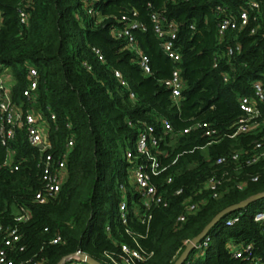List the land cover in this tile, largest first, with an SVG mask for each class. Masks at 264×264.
Here are the masks:
<instances>
[{
    "label": "trees",
    "instance_id": "16d2710c",
    "mask_svg": "<svg viewBox=\"0 0 264 264\" xmlns=\"http://www.w3.org/2000/svg\"><path fill=\"white\" fill-rule=\"evenodd\" d=\"M249 1L97 0L92 6L104 18L98 21V15H90L81 0H0V63L11 72L14 100L26 102L29 69L35 67L37 106L48 115H57L49 131L53 151H63L69 136L75 140L67 161V181L59 196L46 203L35 200L42 188L38 147L19 129L10 148L16 161L22 162L12 171L3 165L8 147L0 140V223L18 226L19 246L9 249L15 264H60L78 249L111 264L109 255L119 258L123 243L145 250L147 258L137 264H173L186 241L201 233L221 210L264 192V159L247 163L258 153L255 146L262 139L263 127L236 137L226 135L204 148L200 146L209 138L200 129L182 133L194 122L206 120L222 134H231L243 116L239 97L252 95L254 82L264 84L261 17L255 20L250 11L246 26L224 36L218 30L223 16L239 15ZM257 1L264 7V0ZM218 6L224 8L222 13L217 12ZM21 8L29 13L25 23L20 19ZM134 12L135 19L146 27L133 29V33L150 57V75L143 72L128 40L112 33L124 25V14ZM155 14L165 28L171 22L178 26L176 46L182 54L179 66L185 80L179 106L163 83L175 64L155 32ZM237 45L240 49L229 55V48ZM116 70L122 72L128 86L116 77ZM162 118L171 121L173 130L162 131ZM145 122L161 135L153 151L167 169L152 176V182L167 205L153 206L151 218L142 222L132 202L137 193L131 190L128 169L132 162L127 152H136ZM236 152L239 158L231 159ZM221 156L228 160L219 164L216 160ZM211 176L221 180L217 197L204 188ZM169 177L171 182H167ZM121 184L130 200L125 224L118 212ZM179 188L183 191L176 194ZM191 203H197L194 210L189 209ZM26 208L30 218L16 222L15 216ZM260 209H264V197L224 216L209 231L204 252L194 250L184 264H250L253 258L264 264V234L254 221ZM183 214L185 219L179 220ZM234 215L239 220L227 224ZM58 236L61 240L54 243ZM3 238L0 235V248ZM248 243L253 245L251 253L234 254L233 247Z\"/></svg>",
    "mask_w": 264,
    "mask_h": 264
},
{
    "label": "built area",
    "instance_id": "2783aa9c",
    "mask_svg": "<svg viewBox=\"0 0 264 264\" xmlns=\"http://www.w3.org/2000/svg\"><path fill=\"white\" fill-rule=\"evenodd\" d=\"M29 1V0H25ZM90 15H98V21L104 18L92 6L97 0H81ZM224 8L217 7V12L222 13ZM250 11L256 20L258 16L264 26V7L257 0H251L247 4V8L242 10L239 15H226L223 16L218 25L219 34L224 36L229 30H236L246 26L250 21ZM136 12L124 14L121 20L124 22L122 27L114 28L112 33L115 38L125 37L128 40V47L135 51L137 54V62L146 75L152 74L151 60L147 53H145L138 45L133 33V29L146 27L135 19ZM29 13L24 9H20V19L22 23L28 20ZM154 29L158 37L162 40V48L166 55L173 61L175 67L171 75L163 80V83L171 90V97L174 103L179 106L183 99V90L185 88V80L182 76V69L179 63L182 60V54L176 46V39L178 36V26L176 23H169L167 28L164 27L160 17L156 14L153 15ZM255 31V28L252 30ZM240 46L230 47L228 54L231 55L235 50H239ZM99 54V50L94 48ZM99 58L103 56L99 54ZM90 68V66H89ZM8 69L0 63V140L2 145L8 147V153L4 161V166L9 167L12 171L18 170L22 161H16L15 152L10 148L11 142L16 138L17 131L22 129L26 133V138L32 146L39 149V157L37 166L40 169V179L42 188L36 193L35 200L39 203H46L51 199L57 198L61 192L64 183L67 181L68 170V157L74 147V137L69 136L63 151L56 153L53 151L52 141L49 139V131L53 124L57 121V115L54 112L46 114L38 104V71L35 67H30L29 78L30 82L24 89V96L26 102H17L13 98V85L14 80L8 78ZM115 75L121 83L128 86L127 80L124 78L120 70L115 71ZM13 80V81H12ZM254 93L252 95H242L239 97V106L243 111V116L238 119L237 126L231 134L224 133L212 123L206 120H198L190 126L182 130V133H189L194 129H200L204 136L209 138L206 147L209 144L220 142L226 135L236 137L239 133H247L264 128V84L261 81H256L253 84ZM131 97L135 98V93L131 91ZM162 131L164 133L173 130L172 123L167 118L161 119ZM71 127L70 124H68ZM161 140V135L156 131L153 124L143 123L139 130L137 140L136 152L128 151L127 159L132 164L129 166L128 175L131 181L132 192L137 193V199L132 198V202L136 205L134 207L135 213L139 216L142 222H146L151 218V209L153 206L163 204L167 205V201L158 190V187L152 182V176L160 175L167 169L161 158L153 151L157 148ZM42 144V147L39 145ZM255 149L258 151L253 157L247 160L248 164H253L261 159H264V131L262 139L257 141ZM231 159L237 160L239 153H232ZM228 160V157L221 156L217 158L216 162L221 164ZM253 180H257L254 177ZM172 177L168 178L167 182H171ZM221 180L216 176H211L205 183L204 188L210 189L213 196H218ZM242 187L241 185H239ZM123 191L122 198L119 202L118 212L121 221L125 224L128 222L130 212V200L127 196L125 185H120ZM183 188L175 191L176 194H181ZM197 203L189 205L190 210L196 208ZM31 216L29 209H22L20 213L15 216L16 222L27 221ZM185 215H181L179 220H184ZM239 220V215H234L227 219V224L231 225ZM254 221L259 224L261 231L264 234V209H260L254 214ZM109 230V226H107ZM0 235H3L4 247L0 248V264H15L9 255V249L13 250L19 246L21 235L16 225H4L0 223ZM61 240V237H55L54 243ZM190 241H186L188 244ZM210 236L206 235L199 243L196 244L195 250L199 254L203 253L205 248L209 245ZM22 249V247H21ZM253 245L248 243L242 247H233L234 254L242 256L243 253H251ZM85 254L81 249L66 258V264H81L84 262L82 257ZM119 258L111 255V264H137L147 258V253L140 245L135 247L127 243L121 246ZM63 263V264H64ZM250 264H261L260 258H253Z\"/></svg>",
    "mask_w": 264,
    "mask_h": 264
},
{
    "label": "water",
    "instance_id": "95a60500",
    "mask_svg": "<svg viewBox=\"0 0 264 264\" xmlns=\"http://www.w3.org/2000/svg\"><path fill=\"white\" fill-rule=\"evenodd\" d=\"M42 147V144L39 145ZM264 197V192L255 194L239 203L230 205L223 210H221L218 214H216L213 219L206 225V227L202 230L201 233H199L195 238H193L186 246L184 251L180 254V256L175 260L173 264H184L186 259L189 257V255L195 250L196 244L199 243L206 235H208L211 228L216 225L224 216L227 214L236 211L240 208L246 207L250 203L259 200ZM83 261L87 264H104L103 262L97 260L93 256L85 253L82 257ZM64 260L60 262V264H63Z\"/></svg>",
    "mask_w": 264,
    "mask_h": 264
},
{
    "label": "crops",
    "instance_id": "0c3cea01",
    "mask_svg": "<svg viewBox=\"0 0 264 264\" xmlns=\"http://www.w3.org/2000/svg\"><path fill=\"white\" fill-rule=\"evenodd\" d=\"M1 23H2V15H1V12H0V25H1ZM10 79H11V77H10Z\"/></svg>",
    "mask_w": 264,
    "mask_h": 264
},
{
    "label": "rangeland",
    "instance_id": "374dc122",
    "mask_svg": "<svg viewBox=\"0 0 264 264\" xmlns=\"http://www.w3.org/2000/svg\"><path fill=\"white\" fill-rule=\"evenodd\" d=\"M10 73H11V72H8V73H7V74H8V78H9V79H10V77H11ZM12 81H13V80H12Z\"/></svg>",
    "mask_w": 264,
    "mask_h": 264
}]
</instances>
